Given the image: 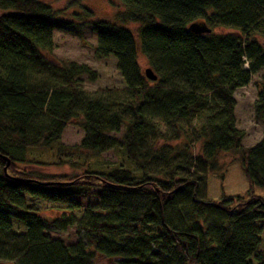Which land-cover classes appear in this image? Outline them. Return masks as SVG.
<instances>
[{
	"label": "trees",
	"instance_id": "1",
	"mask_svg": "<svg viewBox=\"0 0 264 264\" xmlns=\"http://www.w3.org/2000/svg\"><path fill=\"white\" fill-rule=\"evenodd\" d=\"M115 1L123 6L117 22L138 25L137 36L109 22L88 24L96 36L95 58L116 59L124 92H87L79 78L94 83L96 71L50 62L53 32L81 37L80 17L92 15L79 0L68 3L81 9L72 21L59 20L61 11L43 0H0V261L96 264L100 257L115 264H264V0ZM193 22L211 32H189ZM216 28L227 31L217 34ZM138 52L155 81L142 73ZM260 72L253 119L263 135L245 148L233 91ZM181 122H194L192 135L210 172L221 153L237 156L245 197L201 200L200 179L180 176L178 165L148 173L160 154L161 126L173 127L171 139H179ZM73 123L83 137L78 146L66 147L61 133ZM121 127L117 141L110 134ZM108 150L121 154L117 166L92 170L89 161ZM41 165H67L77 173L50 176L27 169ZM97 189V208L83 211L87 243L66 245L44 234L73 225L83 208L76 198ZM25 195L61 206L59 219L42 217L26 205ZM128 197L146 203L128 211L122 204ZM12 220L26 232L15 238Z\"/></svg>",
	"mask_w": 264,
	"mask_h": 264
},
{
	"label": "rangeland",
	"instance_id": "2",
	"mask_svg": "<svg viewBox=\"0 0 264 264\" xmlns=\"http://www.w3.org/2000/svg\"><path fill=\"white\" fill-rule=\"evenodd\" d=\"M71 0H43L44 3L51 6L54 10L61 11L59 20L72 21L74 14L80 13L79 5H68ZM80 5L85 6L92 11V15L81 16L83 22L81 37L70 35L64 32L56 31L53 34V51L50 62L57 67H63L69 62L84 64L97 72L98 78L94 83L87 81L86 77H80V86L87 92L95 90L111 89L119 92L126 91V86L116 69V59L112 56L104 60H97L94 56L96 45V36L91 31L88 24L94 20L109 22L120 25L116 20V14L123 11V6L115 0H79ZM122 26V25H120ZM130 30L134 36H137L138 25L127 24L122 26ZM227 30L222 28L214 29L217 34L225 33ZM138 64L144 74L148 68L145 57L138 52ZM261 72L252 76L250 83L242 88L233 91V98L236 103L235 121L236 128L243 132L242 146L247 148L259 142L262 138V127L253 119V103L257 98V89L260 84ZM192 124L181 122L179 126L182 134L179 139H171L174 133L173 127L161 126V138L158 140L160 154L157 160L150 166L149 174L156 175L162 173L165 168L178 165L180 176L199 178L198 197L204 201H213L225 196L245 197L247 192V182L242 174L237 156L232 153H221L216 160V166L213 171L208 170L205 163V156L201 151L200 144L192 135ZM123 128L119 133L110 134L114 139L120 141ZM83 137V131L76 123L67 125L61 133L60 142L66 147L78 146ZM152 141V140H151ZM186 147L185 150L183 147ZM121 154L108 150L100 154L99 157L89 161V167L92 170L104 171L112 169L119 163ZM188 166V167H187ZM26 168V166H24ZM27 169L43 175H73L77 170L67 165H41L31 166ZM100 190H93L86 196L76 198L82 205V210L74 214V223L68 226L65 231H55L48 229L44 234L50 240L62 241L66 245H75L86 242V228L83 223L85 213L84 209H96L98 199L96 194ZM254 193L262 196V190L255 188ZM122 204L129 211L140 210L146 203L144 198L128 197L122 200ZM25 203L44 218L59 219L62 207L56 204H48L42 199L25 195ZM26 232L25 226L16 220H12V233L16 238ZM8 247V244H6ZM0 264H12L8 261H0ZM96 264H115L114 261L97 258Z\"/></svg>",
	"mask_w": 264,
	"mask_h": 264
},
{
	"label": "water",
	"instance_id": "3",
	"mask_svg": "<svg viewBox=\"0 0 264 264\" xmlns=\"http://www.w3.org/2000/svg\"><path fill=\"white\" fill-rule=\"evenodd\" d=\"M188 31L195 34V35H204V34H209L211 32V29L206 26L205 23L203 22H193L187 27ZM144 76L146 79L150 81H155L156 80V75L152 72L150 68H147L144 70ZM5 161V166L3 168V172H6V168L8 166V161Z\"/></svg>",
	"mask_w": 264,
	"mask_h": 264
},
{
	"label": "crops",
	"instance_id": "4",
	"mask_svg": "<svg viewBox=\"0 0 264 264\" xmlns=\"http://www.w3.org/2000/svg\"><path fill=\"white\" fill-rule=\"evenodd\" d=\"M55 32V31H54ZM54 32H53V34H54ZM235 109H236V106H235Z\"/></svg>",
	"mask_w": 264,
	"mask_h": 264
}]
</instances>
